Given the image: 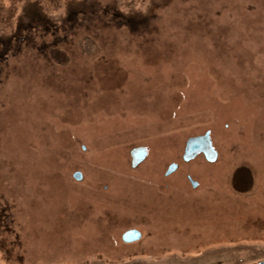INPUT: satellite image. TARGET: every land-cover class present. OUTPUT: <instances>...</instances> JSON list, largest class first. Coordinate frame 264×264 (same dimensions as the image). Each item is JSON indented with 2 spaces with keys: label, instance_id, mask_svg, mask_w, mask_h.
<instances>
[{
  "label": "rangeland",
  "instance_id": "374dc122",
  "mask_svg": "<svg viewBox=\"0 0 264 264\" xmlns=\"http://www.w3.org/2000/svg\"><path fill=\"white\" fill-rule=\"evenodd\" d=\"M261 261L264 0H0V264Z\"/></svg>",
  "mask_w": 264,
  "mask_h": 264
},
{
  "label": "trees",
  "instance_id": "16d2710c",
  "mask_svg": "<svg viewBox=\"0 0 264 264\" xmlns=\"http://www.w3.org/2000/svg\"><path fill=\"white\" fill-rule=\"evenodd\" d=\"M86 13H88V12H86L84 10L83 11L79 10L78 12H76L74 14V17L77 20H81L85 17ZM88 15H90V17H93L95 15V12L90 11V14L88 13ZM99 15L100 16H98V17H100L103 21H105V23H108L110 25H117V26L131 25L133 27H138V26H142L145 23V21L144 22H137L134 19L122 17L120 15V13L118 11H116L114 9V7H112V6H106V7L102 8L100 10ZM22 28H24V25L20 27L21 30L19 29L18 34L13 39H11L16 43V45L18 47V51L22 50V43L29 39V37L25 36L27 28H24V29H22ZM33 29H34V27H33ZM7 46H8V44H7ZM3 49L6 51L5 48H3ZM2 53H3V51H2ZM49 55L54 61H56L58 63H65L68 61L66 54L56 47L49 48ZM252 185H253V177H252L251 170L245 166L239 167L235 171V173L232 177L233 188L238 192L245 193V192L250 191V189L252 188Z\"/></svg>",
  "mask_w": 264,
  "mask_h": 264
},
{
  "label": "water",
  "instance_id": "95a60500",
  "mask_svg": "<svg viewBox=\"0 0 264 264\" xmlns=\"http://www.w3.org/2000/svg\"><path fill=\"white\" fill-rule=\"evenodd\" d=\"M207 136L209 137V133L207 134ZM196 149H198V146L193 144L190 149L189 152H195ZM134 159L140 160L143 158V150H139L137 152H135L133 154ZM178 169V165L173 163L170 165L169 169L166 172V175H171L173 174L176 170ZM74 179L77 181H82L83 180V174L80 171H77L74 173L73 175ZM191 184L194 188H196L198 186V182L191 180ZM142 239V233L137 230V229H130L128 231H126L123 236H122V240L124 243H134V242H138ZM257 264H264V261H261Z\"/></svg>",
  "mask_w": 264,
  "mask_h": 264
},
{
  "label": "flooded vegetation",
  "instance_id": "af4514ba",
  "mask_svg": "<svg viewBox=\"0 0 264 264\" xmlns=\"http://www.w3.org/2000/svg\"><path fill=\"white\" fill-rule=\"evenodd\" d=\"M208 137V136H207ZM208 141L210 142V148H211V151L214 153V157H211L210 156V154H209V152L206 150V149H204L203 148V145L201 144V143H199V142H195V143H193V144H195V145H197L198 146V149H196V151L195 152H192V153H190L189 152V149H190V147L193 145V144H190V146H187L188 148H187V151H186V155L184 156V159L186 160V161H189V160H191V159H193L197 154H203V156L206 158V160H208V161H210V162H214V161H216V153H215V151H214V148L212 147V145H211V141H210V137H208ZM137 151H139V150H133L132 151V161L134 160V163L133 164H138V163H140L141 161H143L144 160V158L147 156V152L145 151V150H143V158L142 159H140V160H137V159H134V157H133V154L135 153V152H137ZM176 172V171H175ZM167 176H170V175H167ZM191 180H193L190 176H189V181H190V183H191ZM195 181V180H194Z\"/></svg>",
  "mask_w": 264,
  "mask_h": 264
}]
</instances>
